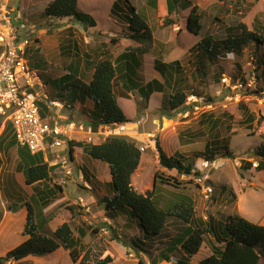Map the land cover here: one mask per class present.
Listing matches in <instances>:
<instances>
[{"label":"rangeland","instance_id":"obj_1","mask_svg":"<svg viewBox=\"0 0 264 264\" xmlns=\"http://www.w3.org/2000/svg\"><path fill=\"white\" fill-rule=\"evenodd\" d=\"M49 1L51 0H0V11L8 12L14 27L19 30L20 37L24 38L26 34L29 35L31 43L26 57L43 78L44 85L39 87V91L42 93L41 96L44 93L48 97L40 99L46 106L48 101L53 99H59L65 103L70 100H67V96H53V93H66L62 89V83L66 81L62 80L63 73L67 71L66 66L70 62L76 64L78 59H82L81 55L74 56L73 54V40L76 38L79 41V35H85L84 27H87L85 22L75 19L46 18L44 9ZM116 1L78 0V10L94 16L99 21L98 26L102 27L106 25L104 19L109 17L115 23L116 16L111 15V8L114 7ZM130 1L143 13L142 7H145L146 0ZM192 1L201 8L203 15L204 28L199 36L185 29L187 13L181 11L178 16L175 15L178 25L181 24L180 27L186 32L183 33L184 40L190 41V37L192 38L189 44H192L194 39H201V36L208 34L213 35L215 42L220 44V41L232 33L229 28L237 24L238 20L246 23L250 30L255 29L264 36V0ZM118 4V10L124 9L123 0ZM164 6V0H159V10L149 12L154 14L155 23L161 26L158 30L160 33L163 32L161 18L164 17L160 12L163 11ZM70 24L75 26L69 28ZM110 24L112 25L111 21ZM125 27V25L121 26V28ZM114 28L116 35L113 38L117 39L120 35L119 24L116 23ZM105 36L110 41L111 37ZM123 41L121 47L127 46L131 40ZM83 42V37H81V46L84 45ZM108 43L116 45L115 42ZM217 47L214 59L207 60L206 77L196 73L197 58L193 55V58L189 57L191 59L189 61L186 57L181 59L183 69H185L184 73H186L185 78L187 77L184 82L187 83L186 86L177 84L172 87L167 82L166 97L177 89L184 88L188 95L195 94L204 100L202 106L196 111L192 110L188 117L179 114L182 110L167 111L161 105L152 115L143 120L136 116L132 101L122 100V105H120L125 114L127 112L131 121L135 122L133 126H127V133L124 137L127 136L128 140H135L139 147L145 148L142 150L140 168H137L138 170L133 174L135 176L132 183L138 191L145 193L153 189L154 176L158 171L171 181V185L157 183L155 195L161 207L167 205L169 201H174L178 198L177 195H188L194 201V216L197 218L204 220L213 218L217 222L225 223L230 215L239 214L253 223L264 225V170L255 169L258 160L254 155V151L264 141V44L249 43L240 52H226L223 45L218 49ZM1 50L0 47V52ZM192 52L195 53L196 49ZM69 71H73V68ZM224 76L234 78V81L242 78L241 82L244 81V87L241 90L227 88L222 81ZM227 96H231V99ZM144 103V100L138 102V109L141 111L146 106ZM134 104L136 106V103ZM205 104L212 106L205 107ZM65 106L55 105V107H61L62 112L66 110L65 113H67L68 108ZM56 115L58 117L56 119L61 121L65 116L64 113H59V115L56 113ZM48 120L52 121L53 116H48ZM76 125L70 126V135L68 134L66 139L79 141L77 138H84L86 142L88 127L82 124L80 128L78 124ZM104 126H100L96 131V137L102 136V138L100 141L95 138V143H100L107 138L106 135H102L105 134V131L102 132ZM8 139L10 138L0 139V200L4 201L5 206L0 202L2 211L9 204L24 205L31 197V193L24 189L23 175L26 167L22 165L18 145L8 146ZM156 139L160 141L168 155L182 157L184 161L193 163L194 173L182 175L176 170L163 167L159 162ZM207 146L208 151H206ZM64 148V153L60 154ZM67 149L64 144L52 150L42 151L39 158L45 159L51 155L48 159L51 163H47L54 167L51 169L49 179L39 184L55 183V194L62 192L60 196L64 197V221L69 219L71 212L69 207L74 206L75 208L74 204L79 203L77 208L80 210L76 214L80 217L76 218V222L72 220V228L75 237H79L78 227L87 232V235L81 239L80 252L81 258L85 253L89 255V264H96L108 255L112 257V260L116 259L115 264H141V261L144 264H153L154 259L158 260V264H182V258L187 264H202L212 253L213 237L210 235L205 236V242L199 252L193 256L185 255L180 246L169 251L172 240L187 226L185 222L174 217L168 219L165 229L159 236L145 241L143 246L137 249L136 239L142 243L144 236L142 226L138 224V221L126 223L122 218L120 222L108 223L103 220L105 216L103 211L100 213L105 206V198L113 195V190L107 186L104 187L103 183H107L111 175L110 169L107 170V164L94 158L82 159V163L88 168H75L76 164H71L69 149ZM214 153L215 157L211 160ZM53 158L58 161H53ZM248 161L253 164L250 169L247 168L246 162ZM68 170L72 173L68 174ZM97 178L101 183H95ZM199 178L201 179L198 182ZM174 179L180 184H175ZM204 187H212L213 192L206 193ZM93 199L104 201L102 202L104 206L102 205L99 209L91 205ZM22 217L14 221V232ZM2 237L0 236V253L13 247L19 235ZM58 255L59 257L63 255L60 260L61 264H73L69 253L64 251L51 255L49 259L52 264H55L54 261ZM164 255H168L170 261L163 259Z\"/></svg>","mask_w":264,"mask_h":264},{"label":"trees","instance_id":"obj_2","mask_svg":"<svg viewBox=\"0 0 264 264\" xmlns=\"http://www.w3.org/2000/svg\"><path fill=\"white\" fill-rule=\"evenodd\" d=\"M120 1L122 0H117L114 3V7L111 8V15L126 16V19L129 20V27L132 30L129 37L137 42L138 45L115 59L107 57L97 63L90 61L86 69L93 67L94 72L90 79L87 77V80L89 79L88 82L80 79L77 75H73L72 72L62 76V80H66L62 83V89H76V96L82 99L86 113L87 110L91 111V116H86L85 122H88V125L94 131H98L102 125L114 123H125L128 125L131 122L118 101V91L121 96L129 97L127 92L136 90L141 92L142 89L144 91L142 96L147 105L148 98L155 89L165 91L164 87H166L157 80L147 84L138 81L136 70L141 65L140 56L144 53L152 52L156 56L155 66L160 71L163 67H167V64H164L160 56H157V50H153L154 46H161L162 44L154 38L151 27L138 13L137 7L130 0H123L124 9L118 10V2ZM166 3L169 14L177 8L183 10L191 8L187 20V29L194 35H199L202 32L203 15L201 8L194 4L192 0H166ZM146 4L157 10L158 0H146ZM44 16L50 19H75L85 22L89 27L96 25V20L93 16L78 10V0H51L45 6ZM164 21L165 25L172 22L168 16ZM229 31L232 33L220 41V44L215 42L213 35L209 34L203 36L196 44L194 47L196 51L198 50L196 54V73L203 77L207 76V60L212 61L216 56V46L223 45V49L226 52H240L249 43L264 44V36L255 29L250 30L247 24L240 20H238L237 24L231 25ZM29 49L30 47L27 48L26 56ZM194 49L192 48V51ZM123 62L125 64L121 66ZM186 79L187 77H183L180 81H185ZM54 82H56V79H54ZM166 94L162 103L163 109L167 111L185 110L188 92L184 88L177 89L167 97ZM42 104V101H40L41 115L46 117V108ZM11 136L16 139L13 127L9 124L0 135V139L10 138ZM15 143L14 141H9L8 146L12 147ZM67 143L72 157L74 156V147L82 146L92 158L101 160L109 165L112 179L108 184L114 193L109 198H105L107 208L120 211L129 210L130 216L134 217L138 224L142 226L145 237L153 239L159 236L165 229L168 219L174 217L185 222L187 226L181 234L172 240L169 251H173L180 246L181 251L185 255L193 256L199 252L205 242V236L210 235L213 237L211 242L212 253L202 264H262L264 261V225L253 223L239 214L230 215L225 223L217 222L213 218L209 220L197 218L194 216V201L188 195H177L178 198L174 201H169L167 205L161 207L155 195L157 183L171 185V181L158 171L154 176L153 189L147 190L145 193L138 191L132 183V176L139 167L142 156V151L136 141L128 140L124 136H109L100 143L73 140H69ZM156 149L159 154V162L163 167L168 170H176L182 175L194 173L193 163L184 161L182 157L168 155L157 139ZM206 149L208 151V146ZM18 152L22 165L26 167L23 175L24 185L30 186L49 179L50 171L54 166H49L43 158H39L41 152L32 154L26 146L18 147ZM228 153L231 152L228 151ZM254 155L257 156L255 158L258 160L255 169L258 171L264 170V141L254 151ZM214 157L215 153L212 154L210 159L213 160ZM246 163L248 169L253 167L251 161ZM174 183L180 184L176 179H174ZM34 190L36 193L31 194V196L43 197L42 205H47L50 196L45 192L51 189L35 187ZM37 192H40L41 195L37 194ZM33 203V201L32 203L27 201L22 205L26 210L25 223L17 234L19 235L18 243L6 253L0 255V264H6L12 259L20 260L30 255L44 257L62 250H69L72 260L77 264H89V255L85 253L81 258L80 252L81 239L86 236V231L82 229L79 237H75L71 224L73 212H70L69 219L64 221L52 235H44L39 232L35 221L36 210ZM69 209L72 211L71 207ZM136 240V247H140L139 243L141 241ZM80 258L81 260L79 261ZM163 259L170 261L168 255H164ZM111 261L112 257L108 255L97 261L96 264H107ZM181 262L182 264H187L183 258ZM140 263L144 264L143 261ZM153 264H158V260L154 259Z\"/></svg>","mask_w":264,"mask_h":264},{"label":"crops","instance_id":"obj_3","mask_svg":"<svg viewBox=\"0 0 264 264\" xmlns=\"http://www.w3.org/2000/svg\"><path fill=\"white\" fill-rule=\"evenodd\" d=\"M145 3H146V1H145ZM164 5L165 6L163 7V11L160 12V14L164 16L163 18H161L162 29L161 28L160 29L163 30L162 33H160V31H158L159 27H161V26L160 25L158 26L157 23H155L156 18L153 16L154 14L149 13V12H151V10H154V9H152L151 7L147 6V4H145V7L144 6L142 7L143 13H141L138 10V8H137V10L141 16H144V19L146 20L148 25L151 27L154 38L162 44L161 46L160 45L154 46L153 50H157V56H160V59L162 60V62L164 64H167V67H163L161 71L158 70L155 66L156 56L152 52H146L142 56H140L141 65L138 66V68L136 70V77H138V81H140L144 84L152 82L153 80H157L166 87H167L166 82H169V84L172 85V87L177 86V84H179V86L180 85L186 86L187 83H184L186 80L180 81V79H182L186 75V73H184L185 69H183V66H182L183 63H182L181 59L183 57H186V60L189 61V60H191L189 57L193 58L194 57L193 55H195V57H196L198 50L195 53H193L192 48L194 49L196 44L201 39H199V38H197L196 40L194 39L192 44H189V42H191L192 38L190 37V41L184 40V36H183L184 34L183 33H186V32H185V30L183 31V28L180 27L181 24L178 25V23H177L178 19H176V16L179 15V12L182 11V12L187 13L186 14L187 18H186V22H185V29H187V20H188L189 14L191 12V8H188L185 10H183L181 8H177L171 14H169L166 0H164ZM158 8H159V0H158V7H157L156 11L159 10ZM167 16L172 20V22L170 24L165 25L164 20L166 19ZM158 17H161V16H158ZM115 18H116V19H114L115 23H113L112 20H110V17L108 19H104V22L106 23V25H103L102 27L98 26L99 21H97V19L95 18L96 24H97L95 27H89V26L84 27L85 28L84 29L85 35L82 36L80 34L79 35V41L76 38H74L73 48H72L74 56L81 55L82 59H78L76 64L75 63L73 64V62H70L66 66L67 71H65L63 73V75L69 74L70 68H73V71H71L73 73V75H77L80 79L84 80L85 82H88V80L92 77L93 72H94L93 67H90V69H88V70L86 69V66L88 65V63L90 61L97 63V62H99V61H101L107 57H112L113 59H115L119 55L123 54L126 51H129L132 48H135L138 45L137 42H135L134 40H132V38L129 37L132 33V30L129 27V20L126 19V16L125 15H116ZM110 21H111L112 25L110 24ZM116 23L119 24V28H120V31H119L120 35L117 39L113 38V36L116 35L114 33V31H115L114 26H116ZM124 25L126 27L121 28V26L124 27ZM68 26L70 28V27L75 26V25L70 24ZM188 32L191 33L190 31H188ZM105 35H108V37H111L110 41L107 40V37ZM81 37H83V40H84L83 46H81V43H80ZM201 38H202V36H201ZM123 40H131V41H129V44H127V46L121 47V46H123V42H124ZM108 42H115L116 45H112V43H108ZM87 56H89V58H87ZM124 64H125V62H123L121 64V66ZM123 68H125V67L123 66ZM124 71H125V69H124ZM87 77L89 78L88 80L86 79ZM166 87H164V88H166ZM67 89L65 90L66 93L61 94V93H55L54 92L53 96H55V95L67 96V100L70 99L68 101V103H65L64 101H60L59 99H53V100L48 101L47 106L42 104L46 108V112H47V115L44 118H48V116H53V119H56V118H58L56 113H58V115H59V113H64L65 116L62 118V122L63 121L64 122H75L78 125L83 124V125L89 127L88 122H85L86 121L85 117L91 116L90 115L91 111L87 110V113H86V108H85L84 104L82 103V99H80L79 96H76L77 95L76 89H73V88H70L69 90H67ZM78 93H80V92L78 91ZM143 93H144V91H142V89H141V92H139V90L131 91L129 93L127 92L129 97H123V96H121L120 92L118 91L117 96H118V101L121 105H122V100H125L126 102L132 101L134 108H135L134 112H135L136 116L143 118V120H144L148 116L152 115V113L154 111H156V109H158V107L159 108L161 107L163 100H164L165 91L164 90L160 91L158 89H155L151 93V95L149 96L146 107L143 109V111H141L140 109H138V102L140 100L141 101L144 100L143 96H142ZM53 101L60 102L61 106H62V104L64 106L66 105L65 107L68 108L67 113H65L66 110H65V112H62L61 107H55L54 104L52 103ZM134 103H136V106ZM126 115L129 118V115L127 114V112H126ZM77 117H80V118H77ZM161 117L163 118V115H161ZM129 119L131 120V118H129ZM134 124H135V122L131 121L127 126L131 127L130 125L133 126ZM125 137H127V136H125ZM9 140L16 142L15 145L16 146L18 145V147H20V145L17 143V140L13 136H11L10 139H8V143H9ZM77 140H79L78 142H83L84 138H80V139L77 138ZM64 141H65L66 147L69 149L68 144H67L68 140L66 138H64ZM59 147H61V146H59ZM48 150H52V149H48ZM63 150H65V148L60 151V154L64 153ZM41 153H42V151H41ZM68 153L70 155V152H68ZM52 155H54V154L52 153ZM50 156L51 155H49V158H50ZM69 157L71 159V164L72 163L76 164L75 168H77V167L88 168L85 164L82 163L83 162L82 159H86V160L92 159V157L85 152V150L82 146H75L74 147V156L72 157L70 155ZM49 158H45L44 160L48 163H51V161L48 160ZM53 161H58V160L57 159L54 160V158H53ZM140 164H141V161H140ZM139 168H140V165H139L138 169ZM109 169H110V167L107 164V170L109 171ZM134 176L135 175L132 176V179ZM109 177H110L109 181H107V183H105V182H103V183H104V187L107 186L109 189H111L110 185L108 183L111 181L112 177H111V175H109ZM97 179L98 180H95V183L100 182V179L99 178H97ZM54 182H56V181L54 180ZM0 187H1V182H0ZM35 187H41L43 189L47 188V189L53 190V191L50 190L48 192H45L46 194H48L50 196L49 197V199H50L49 203L45 206L42 205V202L44 201L43 197L31 196L29 198L30 202H32V201L34 202L33 206H34V209L36 210L35 211V214H36L35 221L38 225L39 232H41L44 235H52L53 232L60 225H62L64 223V220H65L64 214H63L64 213L63 212L64 197L60 196V194L62 192H58L57 194H55V191H56L55 183L47 182V184H45V185H44V183H43V185H40L39 183H34L30 186L24 185L25 191L30 192L31 194L36 193V191L34 190ZM112 193H114V191H112ZM37 194L41 195L40 192H37ZM46 200H48V199L46 198ZM67 201H69V200H67ZM93 201L91 200V205L100 209V207L103 205L102 202H104L105 200L100 201V199H93ZM0 202L4 206V201L2 199L0 200ZM7 203L9 204V201H7ZM74 205H79V203H75ZM104 205H103L104 207L100 210V213H102V211H103L104 215L106 216V217L104 216L103 220L107 221L108 223L120 222L122 220V218H124L126 223H128V221H130V222L137 221L134 217L130 216L129 210L128 211L127 210L120 211V210H115V209L111 210V209L107 208V202H105ZM71 208H72L71 212H73V218L71 220H73V222H76V218L79 219V217H80L79 215L77 216L76 212L79 211L80 208H77V207L74 208V206ZM24 211H25V209L20 204H18V205L16 204L15 206L9 204L8 207L4 208V211H2L0 209V236H3V237H10L11 235L17 236L19 230L23 227V225L25 223ZM20 216H23L22 220L17 224L16 231L14 232L13 231V228L15 227L14 221H16L17 218H19ZM71 224H72V221H71ZM77 230H78V235H80L82 228L78 227ZM73 232H74V229H73ZM74 235H75V233H74ZM86 235H87V232H86ZM151 239L152 238L149 239L148 237L143 236L142 241L143 242L150 241ZM17 243H18V241L16 242V244L14 246H16ZM139 245H140V247H137V249L141 248L143 246V243H139ZM124 246H126V245H124ZM13 247H11V248H13ZM11 248L6 249L4 252L0 253V255L6 253ZM62 251L69 253V250H62ZM59 252H61V251H59ZM59 252H57V253H59ZM140 252H142V251H140ZM57 253L48 254L44 257H38V256L30 255V256H27V257L22 258L20 260H13L12 259V260L8 261L6 264H52V262L50 261L49 258L51 257V255H57ZM69 255H70V253H69ZM62 256L63 255H61L60 257H59V255L56 256V260L54 261V263L55 264H61L60 260H61ZM71 260H72V258H71ZM115 260L116 259L113 258V260L107 264H115ZM72 263L77 264L73 260H72Z\"/></svg>","mask_w":264,"mask_h":264},{"label":"built area","instance_id":"obj_4","mask_svg":"<svg viewBox=\"0 0 264 264\" xmlns=\"http://www.w3.org/2000/svg\"><path fill=\"white\" fill-rule=\"evenodd\" d=\"M0 134L4 132L9 124L13 127L17 143L26 146L32 154L54 149L65 144L64 138L68 136L70 126L74 122L66 123L58 119L52 121L41 115L40 99H47V95L39 91L44 85L40 72L34 69L26 57L27 48L31 41L29 35L20 37L19 30L14 27L8 12L0 11ZM223 83L227 88L239 89L244 87V82L238 78L224 76ZM250 85V83L248 84ZM231 99V96H227ZM204 102L202 97L189 94L185 102V110L179 111L183 117H188L192 110L199 109ZM55 105L60 102L53 101ZM64 107V105L62 104ZM205 104V107H211ZM77 126V125H76ZM78 127H82L79 125ZM109 136H124L127 133L125 123H114L105 125L102 132ZM88 143L99 141L102 136L96 137L97 132L91 126L87 129ZM70 135V134H69ZM141 151L144 147H140ZM68 174L72 171L68 170ZM201 178L198 179V182ZM206 188V193H212V187ZM209 194V195H210Z\"/></svg>","mask_w":264,"mask_h":264}]
</instances>
